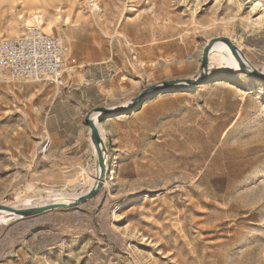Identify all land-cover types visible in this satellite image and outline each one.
<instances>
[{"label": "rangeland", "instance_id": "1", "mask_svg": "<svg viewBox=\"0 0 264 264\" xmlns=\"http://www.w3.org/2000/svg\"><path fill=\"white\" fill-rule=\"evenodd\" d=\"M30 26L63 37L74 74L113 64L117 87L98 104L77 99L72 147L55 131L61 86L0 76L5 206L73 200L98 181L90 109L128 105L164 81L199 82L102 113V189L29 219L0 212V264H264V81L224 58L200 74L205 45L220 36L264 72V0H0V37Z\"/></svg>", "mask_w": 264, "mask_h": 264}, {"label": "built area", "instance_id": "2", "mask_svg": "<svg viewBox=\"0 0 264 264\" xmlns=\"http://www.w3.org/2000/svg\"><path fill=\"white\" fill-rule=\"evenodd\" d=\"M78 65L77 58L66 55L63 37L28 27L17 37H0V76L31 80L45 77L59 86Z\"/></svg>", "mask_w": 264, "mask_h": 264}, {"label": "water", "instance_id": "3", "mask_svg": "<svg viewBox=\"0 0 264 264\" xmlns=\"http://www.w3.org/2000/svg\"><path fill=\"white\" fill-rule=\"evenodd\" d=\"M218 41H223L229 45L234 56L239 61L241 71H243L247 74H250L259 80L264 81V72L258 70L257 68L253 67L250 63L246 62L243 59V56H244V58H246L245 55L243 54V52L234 44V42L230 38L225 37V36L215 37V38L211 39L205 45V47L203 49L202 59H201V73L200 74H201L202 80L205 79L207 74H208L209 55H210V52L212 50V47ZM241 53L243 56L241 55ZM182 81L188 82L192 85H195L199 82V81L197 82L195 80L187 79V78L164 81L161 83L150 85V86L146 87L145 89H143L142 92L139 93L136 97L129 100V104L124 108L116 109L114 107L97 106L91 111L92 112L93 111L94 112H102L103 116H104V115H109V114L121 113V112H124L127 110H132L144 98L147 97V93H149L150 91L165 90L167 88L173 87L175 84L182 82ZM91 111H89L87 113L85 120H86V122L90 128V139L93 142V144L97 150V163L100 166V175H99L98 181L95 184V186H93L86 194L79 196L78 198L74 199L69 204H66V203L49 204V205H44V206H35V207L22 208V209H13L9 206H5L4 204H0V210L3 209V210H8V211H13L18 216H20L21 218H26V217L38 215V214H41V213H44V212H47L50 210H54V209L76 207V206L90 200L91 198H93L94 196H96L98 194V192L102 189L103 185L105 184V180H106V174H107L106 151L107 150H106V145H105L104 139H103L102 134H101V130L99 128L100 120L103 116L101 118H98L97 120H95L92 116Z\"/></svg>", "mask_w": 264, "mask_h": 264}, {"label": "crops", "instance_id": "4", "mask_svg": "<svg viewBox=\"0 0 264 264\" xmlns=\"http://www.w3.org/2000/svg\"><path fill=\"white\" fill-rule=\"evenodd\" d=\"M77 68L78 67L72 69L70 72L66 74L65 85L61 86L62 93L59 96L60 102H58L59 107L63 109L61 112L60 111L54 112L57 113V115H59L58 118L61 120V122L64 123L62 124L64 126L63 128H61L60 126L55 127V131L57 130V132L64 139H69L70 142L69 145H71L72 147H76L78 145L79 131H77L76 128L78 124L72 125V124H67L66 122L70 121L71 119L73 122H76V120L80 116L81 103L79 104L77 102V99L80 98L81 100L90 102L92 104H98L104 99L106 95H108L107 93L109 91H114V89H116L117 87L116 86L117 84L114 83V78L111 77L114 74L113 64L111 63L96 62L94 64H88V66L86 65L85 67L77 70V72L74 74ZM73 74H74V78H72ZM111 106H115V105H110V107ZM63 111L68 112L66 118L65 115L62 113ZM67 125L73 126L72 128H70V131L66 129ZM26 218L29 219V217ZM39 227H41V224ZM28 228L30 230L34 229V227L31 226ZM37 233L38 230L36 229V231H34L33 234H37ZM31 238L32 237H30V239Z\"/></svg>", "mask_w": 264, "mask_h": 264}, {"label": "bare ground", "instance_id": "5", "mask_svg": "<svg viewBox=\"0 0 264 264\" xmlns=\"http://www.w3.org/2000/svg\"><path fill=\"white\" fill-rule=\"evenodd\" d=\"M257 5H260V2L257 4ZM219 50V51H218ZM222 51V52H221ZM217 53V55H212L213 53ZM214 53V54H215ZM242 55V54H241ZM218 58H224V59H228L231 63H233L234 65H236L238 68H240V64H239V61L237 60V58L234 56V54H233V52H232V50L231 49H229V48H227V47H225V46H223V45H219V46H213L212 47V50H211V52H210V63H209V65H211V64H213V63H218L219 62V60H218ZM244 59V58H243ZM245 60V59H244ZM246 61V60H245ZM247 62V61H246ZM240 70V69H239ZM264 70V69H263ZM176 86H178V87H182V88H188V87H190L191 86V84L190 83H188V82H184V81H182V82H179V83H177V84H175ZM153 92H155V91H150V93H148V95H150V94H152ZM127 106V104L126 105H124V106H121V107H115L116 109H120V108H124V107H126ZM102 114V112H96V113H94L93 114V118L95 119V120H97L98 119V117L100 116ZM100 126V125H99ZM99 175H100V173H99ZM98 178H99V176H98ZM97 180H96V178L94 179V183H93V185L90 187V189L93 187V186H95V184L97 183L96 182ZM74 200V199H73ZM73 200H66V201H50V202H47V203H44V204H42V205H40V206H44V205H49V204H59V203H66V204H69V203H71ZM10 207V206H9ZM11 208H13V209H22V208H14V207H11ZM0 212H3V213H7V214H13V215H17L15 212H13V211H8V210H3V209H1L0 210ZM18 216V215H17Z\"/></svg>", "mask_w": 264, "mask_h": 264}]
</instances>
